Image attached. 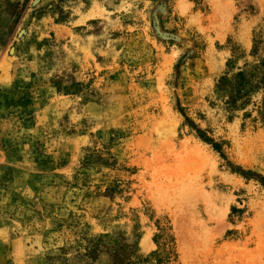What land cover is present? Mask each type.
Segmentation results:
<instances>
[{"label": "rangeland", "instance_id": "rangeland-1", "mask_svg": "<svg viewBox=\"0 0 264 264\" xmlns=\"http://www.w3.org/2000/svg\"><path fill=\"white\" fill-rule=\"evenodd\" d=\"M0 264H264V0H0Z\"/></svg>", "mask_w": 264, "mask_h": 264}, {"label": "trees", "instance_id": "trees-1", "mask_svg": "<svg viewBox=\"0 0 264 264\" xmlns=\"http://www.w3.org/2000/svg\"><path fill=\"white\" fill-rule=\"evenodd\" d=\"M206 141H208V140H206ZM215 145V144H214ZM214 147H217V146H214Z\"/></svg>", "mask_w": 264, "mask_h": 264}]
</instances>
